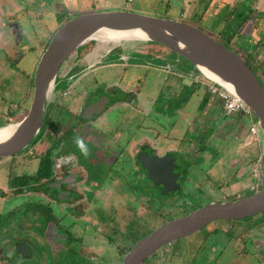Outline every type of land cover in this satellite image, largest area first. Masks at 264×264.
Listing matches in <instances>:
<instances>
[{
	"label": "rangeland",
	"instance_id": "obj_1",
	"mask_svg": "<svg viewBox=\"0 0 264 264\" xmlns=\"http://www.w3.org/2000/svg\"><path fill=\"white\" fill-rule=\"evenodd\" d=\"M194 1L0 0V125L17 121L21 118L19 116L17 117L18 119L14 120L13 116L5 115L1 111L3 110L2 106L4 104L9 106L7 103H11V100L17 103L23 101V107H25L24 113L27 112L33 89V80L31 78L34 75L36 63L41 54L40 48L43 51L54 31L68 17H71L67 16V12L75 15L90 11L126 9L187 22L199 19L198 25L205 32L213 37H216L215 34H219L225 39L226 37L219 31L221 28L220 23H222L221 19L229 0H207L206 4L209 6V14L205 12L201 16L198 9L195 16L187 19ZM241 1L247 2V0H239V2ZM254 1L251 0L250 5ZM180 7H183L181 9L182 12H180ZM223 7H225L224 10ZM256 11H260L256 13L258 19L261 18V21L256 26L254 34L247 32L248 37H244V34H246V28L244 27L245 20L239 32L232 33L233 43H230L228 39H225L224 42H226L229 48L237 51L253 69L261 73L263 72L262 84L264 85V66L262 67L260 64L255 63L259 62L257 58L260 57L257 52L259 50L264 51V1L259 3ZM236 20L239 21V18L236 17ZM253 24L254 22L249 23L250 26H253ZM238 25L239 22H237V25L234 22H230L232 30L235 26L239 28ZM223 33L229 34L225 30ZM217 39H221V37L218 36ZM260 41H262V44L257 49V44ZM151 43L145 40H121L118 42H103L98 40L94 48L87 52L79 61H90L93 58L99 60L101 58V51L107 47L116 49L115 53L108 59V62L113 61L111 58L117 59V61L104 64V66H100L75 80L81 90L92 86L94 88L93 94L98 92L103 93V91H108L106 89L111 88L109 94L114 97L113 102L117 101V104L108 108V111L104 113L101 111V121L106 126L100 124L99 131L100 139H104L105 143H99L98 146L102 148L93 151L94 154H97L96 156L103 157V160L107 159L104 162L105 168L107 167L106 164L112 158L114 159V157H119L118 159H120L116 163L117 166H115V168H119L125 158L123 156H126L124 155V151L128 149V152H132L131 148H134L132 144L136 143L137 139L141 136L146 137L144 143L158 148L161 152L165 149H174L179 152L178 154L175 151L170 153L171 156H175L177 162L179 161V190L175 193H168L167 197L169 198H164L165 196L161 194L160 204L162 206L156 211L151 209V203H148L150 196L141 190L144 187L149 191L153 188L151 189L148 183L144 184L142 180L131 181L128 185L125 182V178L128 177V172L126 171H124L123 176L114 174L112 171L109 172L105 178V188L99 189V192L97 190L93 191L95 196H102L99 198V203L97 202L98 205L102 208L110 207L107 212L108 216H116L119 230H125V227L131 230V225L128 226L127 224V218L131 215L129 214L131 213L129 209L127 207L125 209L127 200L129 201L127 203H131L133 208L136 209L135 213L139 215V217H136L138 220H135L137 221L136 225H139L141 228L147 223L149 225L147 228L151 230L161 224L163 219L167 218L166 215H176L174 217H177L183 215L182 212L186 211L184 213L186 214L190 210L210 201L237 199L257 190L259 186L257 184L260 181L261 171L257 175L253 170L256 160L254 156L256 146L252 140H255L254 136L256 135L249 132V121H247V131L249 135H254L252 140L243 137L244 133L240 134V131L238 133L236 129L232 128V126L237 125L234 117L236 114L225 115L221 108V99L217 95L210 94L204 85L198 83L201 87L194 85L189 88L188 85L185 86L183 83L178 82L179 86H167L168 84L166 83L170 80L174 81L177 75L183 77L185 72L190 73L195 68L187 59L178 56L176 53H172L164 47L160 49V55H154L152 48L158 47V45L154 44V42L153 44ZM122 46L124 50L121 49ZM81 47H86V44L75 48L66 61H74L72 53L77 52ZM120 51H122L121 54ZM153 57L164 60L157 62L154 61ZM133 63H139L140 65L136 66ZM164 63L170 65L166 66ZM163 65L167 69L170 66L171 70L169 72L165 71L166 69L162 68ZM77 66L78 64L75 65V70L80 67ZM184 81H186V78ZM28 82H30V90H28ZM64 82V80L57 82L55 87L62 88ZM83 83L86 85L84 89ZM139 85H141L143 90V103L146 104L147 108L145 109L147 111L145 113L140 112L137 115V113L132 112V105L129 103L131 94L125 91L121 92L120 90L131 89L134 91ZM54 93H58V89L54 90L53 95ZM203 96L207 98L206 101L201 100ZM69 101L70 97L59 98V103L64 109L58 114V120L63 124L71 126L74 114L69 113L65 106V103ZM174 116L176 118H173ZM9 118H11V121ZM253 118L255 119V116ZM243 121L246 122L244 119ZM171 123H174V125L171 126ZM112 128L114 131L120 133L124 129V132L120 135L112 136L114 133ZM133 129L134 131L137 129V134L134 135L133 142L127 144L126 142L129 141V137L132 135L131 130ZM63 132L65 131L60 133L57 131L52 132L50 135L56 137H50V140L46 136L45 131H43V135L40 133L41 138L26 151L25 155L27 157L18 155L12 159L14 164L18 165H15L16 171L19 173L31 171L30 164L34 165L37 163V159H32V156L41 157L46 155L47 153L44 149L47 147V142H52L53 149H56L58 144L62 143L63 145H60V149L63 146L65 148L69 147L73 155H76L75 158L79 157L80 162L83 163L87 160L88 154L80 156V150L74 143L72 138L75 135L74 130H70L69 134H64ZM139 134L140 136H138ZM234 134L238 135V137L234 138ZM88 136L91 139L94 138L93 135ZM37 137L39 135L35 138ZM84 143L88 150L92 148L88 143ZM200 145L203 146L200 147ZM180 153L184 156V159ZM127 158H125L124 163L130 166ZM179 158L182 159L179 160ZM24 163H27L29 167L25 168ZM0 168H3V166L0 165ZM13 170L10 171V174L14 173ZM97 173L100 174L101 171L96 169L94 175ZM129 179L132 180L133 177L129 176ZM131 186L134 189H131ZM112 188L118 189L119 193H110ZM26 196L11 197L9 203L6 205L10 204L12 207L13 204L20 201L22 203L21 207L25 208L26 203H29L26 201ZM85 197L83 194L80 196L78 211L85 213L82 214L84 218L95 222L96 219L92 216L95 214L90 215L87 213L91 202ZM126 197L127 200L125 199ZM154 197L157 199V195ZM40 199L46 201L45 198L41 197ZM156 202L158 201L156 200ZM32 203L29 205L30 209ZM155 206L158 207L157 205ZM34 209L32 208L28 214H32ZM113 209L114 213L112 215ZM39 211L40 217L36 221L38 225H35L37 235L40 236L38 239L41 241L39 242V250L35 252V256H38V259L32 258L28 260L27 256L19 264H59L58 262L62 258L61 264H72L70 261L75 260L77 264H119L122 260L124 254L122 256L119 255L118 259L117 256L112 255L121 252L119 251V247L107 246V243L104 244L103 241L99 243L94 242L93 244L90 242L88 245L84 244V241L88 243L89 239L92 238V231L88 227L90 226L89 224L80 222L78 225L72 223L73 225L70 226L71 218L69 215L68 220L55 221L56 225L45 226L44 223L49 220V215H45L47 212L45 205L41 204ZM125 216L127 217L125 218ZM256 218L258 219L255 221ZM0 220H2L1 216ZM27 220H23L22 227L25 228L24 231L28 230L29 234H31L30 227H32V222L30 219ZM260 222V218L255 215L235 220H213L193 233L181 237L172 243L160 246L154 254L148 256L140 264H264V257H261L263 256L261 255V249H264L262 245L264 242H261V239H264V221L259 225ZM52 226L53 228H51ZM144 226L136 234L135 231L132 232L131 236L128 235V232H125L123 236L125 238L118 239L117 244H123L124 247L130 245L131 247L134 242L150 231L144 230ZM76 227L78 228L77 236L84 237L80 243L84 245L77 246L78 255L82 254L86 256L87 260L90 259L91 261L78 258V256L74 255L76 247L68 251L66 249L68 248L67 246L76 244L73 239H69V233L74 234L75 231L73 229ZM109 228L114 234L112 224L109 225ZM97 229V232L101 229L106 231L105 225L101 224L98 225ZM41 237L45 238V240L41 239ZM135 237L137 239L134 240ZM258 240L260 243L256 244ZM200 243L202 245L201 249H199ZM29 251L30 253L32 251L31 245H29ZM102 251H106L107 253ZM103 256L104 259H100Z\"/></svg>",
	"mask_w": 264,
	"mask_h": 264
},
{
	"label": "water",
	"instance_id": "obj_2",
	"mask_svg": "<svg viewBox=\"0 0 264 264\" xmlns=\"http://www.w3.org/2000/svg\"><path fill=\"white\" fill-rule=\"evenodd\" d=\"M121 33L122 39L159 43L187 59L203 77L239 96L253 111L263 139V160L259 187L234 200L210 201L190 212L165 220L139 238L125 252L119 264H140L160 246L184 237L216 219H241L264 213V85L252 67L222 41L199 26L175 18H162L132 10L90 11L65 20L50 36L41 51L33 75V89L28 110L0 138V156L25 150L40 132L45 112L52 99L55 80L62 63L77 47ZM95 109L94 106L92 107ZM91 112L84 113L90 115ZM138 159L155 184L164 192L177 188L170 154L153 158L140 153Z\"/></svg>",
	"mask_w": 264,
	"mask_h": 264
},
{
	"label": "flooded vegetation",
	"instance_id": "obj_3",
	"mask_svg": "<svg viewBox=\"0 0 264 264\" xmlns=\"http://www.w3.org/2000/svg\"><path fill=\"white\" fill-rule=\"evenodd\" d=\"M263 1L264 0H257V2L255 1V5L262 3ZM66 14L67 16H73L71 15L72 13L70 12L69 13L67 12ZM261 44H262V41H260L257 44V49H259V46ZM93 48H94V45H86V47H83V48L81 47L77 52L72 53V55L74 56V61H70V62L66 61L71 55L70 54L68 58L62 63L56 75L55 86L57 82L63 81V80L65 81L64 85L62 88L60 87L56 88L54 86V90L58 89V93L56 94L54 93L56 97L55 99L52 98L53 100L51 99V101L49 102L50 106L48 105L46 109L47 113L45 112V114L48 117L52 118L53 122L58 123L60 125L61 127L60 132L65 131L66 134H69L70 130H74L75 135L72 136L73 140L75 137H79L84 142L88 143V145L92 146V148L88 150V155H87L88 159L82 163L79 161L78 156H77L78 157L77 159L75 158L76 155H73V152L70 150L69 147L65 148L63 146V148L60 149L59 148L60 145H63V144L59 143L57 148L53 149L52 142H47L48 143L47 147L46 149H44L46 150V153H47L46 155H43L41 157L32 156V159L34 160L37 159L36 164L34 165L30 164L32 170L27 171V172H22V173L17 172L15 169V165L16 166L18 165L14 164L12 159L18 155L27 157L25 155L26 151L30 147H32L37 142V140L41 138V136L37 138L36 140H34L32 143H30V145L22 153L19 152L13 155L0 156V165L3 166V168H0V216L2 217V220H0V264H19L20 262H23L24 258L26 259L27 256H28V260H31L32 258L38 259V256H35V252L39 250V246H40L39 242L41 241L38 239L40 236L37 235V230L35 229L36 228L35 225H38L36 224V221H38V218L40 217L39 206L41 204L43 206L45 205L46 207L47 212L45 213V215L47 214L49 215V220H47L46 223H44L45 226H48V225L54 226L56 225L55 221L60 222L65 219L68 220L69 218L68 216L70 215V218H71L70 226H72L73 224L78 225L80 222H82L83 224L86 223L90 225L88 227L90 228V231H92L91 233L92 238L89 239L88 243L84 241L85 245H88L90 242L93 244L94 242L99 243L103 241L104 244L107 243V246L110 245L114 247L118 243V234L116 231L117 229L119 230V226H118V222L116 221V216L113 215L112 218L106 217L104 219L102 218L100 219L97 216L96 212L93 210V208L95 209L96 206H100L98 205L99 198L102 197V196L99 197V195L95 196L93 191L97 190L99 192L101 188L104 189L106 175L109 172L111 171L114 172V171H117L118 169V168H115V166H117L115 163L116 157H114V159L112 158V160L108 164H106L107 167L105 168L104 162L107 161V159L105 158L103 160V157L96 156L97 154L93 153L94 150H98V148H102L101 146H98L99 143H102V142L105 143L104 139H100L99 126L100 124L101 125L104 124L101 121V117H100L101 111H103V113L108 111V108L115 106L117 104L116 103L117 101L113 102L114 97L109 94V90L111 88L106 89L108 91H103V93L98 92V93L93 94L94 88H92V86L88 87L85 90H81L80 86L77 84V81H75L78 78L85 76L88 72H91L100 66H104V64L117 61V59L115 60L114 58H111L113 59V61L108 62L109 61L108 59L112 56L113 53H115L116 49H114L113 47L112 48L107 47L106 49L102 50L100 54L101 58L99 60L93 58L90 61H85V62L79 61L81 58L84 57V55L87 52L91 51ZM161 48L162 47L160 46L152 48L154 50V55H160ZM121 49L124 50L123 46L121 47ZM165 49L167 48L165 47ZM121 53L122 51H120V54ZM257 53H258V56H260L259 63L257 64L258 65L260 64L263 67L264 63L262 62H264V51L259 50ZM128 59H131V58H128ZM125 60L127 61V59ZM119 61H122V60H119ZM77 64L80 67L77 66L78 68L75 70L76 68L75 65ZM133 64H135L136 66L140 65L139 63H133ZM153 64L155 65V63ZM131 65H132V62H131ZM164 65H170V64L165 63ZM154 68L157 69V67L155 66ZM254 71L258 79L261 81V83H263V75H262L263 72L261 73L255 69ZM84 86H86L85 83H83V89H84ZM119 87H120V84H119ZM137 87L138 88L134 91H132L131 89L129 90L121 89L120 91L121 92L125 91L131 94V97L129 98V103L132 105V112H135L138 115V113L140 112L145 113L147 111V109L145 108L147 107L143 103L144 96H143L142 87L141 85ZM62 97L64 98L70 97V101L65 103V106H66V110L69 113L74 114L73 115L74 120L71 126H68L67 124H63L58 120V114L60 113L61 110L64 109L63 106H61L59 103V98H62ZM93 106L95 109H98V110L97 111L93 110L92 109ZM88 112H91L90 115L88 114L84 115V113H88ZM45 116H44V119H45ZM235 116H237V118H240V119L242 118L239 114H236ZM44 124L45 122L43 121L42 127L44 126ZM103 126H106V125L104 124ZM137 129L136 131H134V129L131 130L132 135L129 137L130 138L129 141L126 142L127 144L129 143L131 144L133 142L134 135L137 134ZM41 130L39 133L42 134ZM113 132L114 133L112 134V136L114 135L117 136L123 133L124 129L121 131V133L118 131H114V130ZM45 134H47L46 131H45ZM87 134L93 135L94 138L92 139L89 138ZM138 136H140V134ZM52 137H56V136H52ZM145 139H146L145 136L139 137L137 139V142L132 144V146L134 147V148H131L132 152L131 151L128 152V149L124 151V155L126 156H123V158L128 157L127 160L130 162V166H128L125 163L122 164V166H125L128 168L131 167V169L136 172L137 176L141 178L144 184L148 183L147 178H149V176H148L146 168L142 165V163L138 159V155L140 153L142 154L146 153L148 154V156L150 157L152 156L153 158L156 159V158H161L163 156H166L167 154H170L172 152L171 150H164L163 152H161L159 151L158 148L152 147L148 143H144L146 141ZM79 154L80 156H82L81 152H79ZM60 157H66L67 159L61 162ZM173 158H174L175 166L173 167L172 170L177 173L174 179L175 182L177 183V188L164 192L161 184H156V188L160 189L164 193V194L162 193L165 196L164 198L167 197L168 193L170 192L175 193L176 191L179 190L178 179L180 176V172H179L180 166L178 165L179 163L176 161V158L174 156ZM119 160L120 159H117V162ZM24 167L26 168L29 166L27 163H24ZM7 169L9 170L7 171ZM96 169H99L101 173L100 174L97 173L96 175H94V171ZM11 170H13L14 172L13 174H10ZM24 175L30 176L32 180H30L29 182L22 183L21 180ZM181 178H182V173H181ZM148 185L150 186V184ZM112 189L110 190V193H115V194L119 193L118 189L117 190H115L114 188ZM82 194L85 195L86 196L85 198L91 202V206L89 210L87 211V213L90 215L95 214V215H92L96 219L95 222H92L91 219L84 218L82 214H85V213L82 211L80 212L78 211V203H79L78 200L80 199V196ZM24 195L25 196L27 195L26 201L29 202V203H26L25 208L21 207L22 203L20 201L19 203L13 204L12 207L10 206V204L6 205L7 203H9L11 197H15V196L23 197ZM41 197L45 198L46 201H43V199H40ZM126 200H127V197H126ZM30 201L31 203L33 202L31 205V209L35 208L32 214L31 213L28 214L31 211V209L29 208V205L31 204ZM127 202L129 201L127 200ZM128 204H131V203H127L125 205V209L126 207L130 209ZM113 213H114V209L112 210V214ZM173 217H170V218H173ZM27 219H30L32 222L31 224L32 227H30L31 232H32L31 234H29L28 230L24 231L25 228L22 227L23 220L26 221ZM165 220H168V219L165 218L163 219L162 222H164ZM99 224L105 225L106 231H103L101 229L97 232L98 230L97 228ZM110 224H112V230L114 231V234L109 228ZM145 224H146L145 225L146 227L149 226L147 223ZM53 226L51 228H53ZM73 231H75L76 234L69 233V239L70 240L73 239L76 244L74 245L71 244L67 246L68 248L66 249L68 251L76 247V249H74V255L78 256V258L87 260L86 256L82 254L78 255V252H77V246L84 245V244H80L83 241L84 237L77 236V232H78L77 227L74 228ZM98 236H100V238H98ZM41 239L45 240V238H42V237ZM261 242H264V239H261ZM258 243H260L259 240L256 242V244ZM29 245L32 246L31 253L29 251ZM262 245L264 246V243ZM261 250H262L261 255H263L261 257H264V249L262 248ZM102 252H106V251H102ZM112 255L117 256V259H118L117 253L112 254ZM62 259L58 262L59 264H61L60 262L62 261ZM100 259H103V258H100ZM144 260L141 263H143ZM87 261H91V260L88 259ZM70 262L77 264L76 260L70 261Z\"/></svg>",
	"mask_w": 264,
	"mask_h": 264
},
{
	"label": "crops",
	"instance_id": "obj_4",
	"mask_svg": "<svg viewBox=\"0 0 264 264\" xmlns=\"http://www.w3.org/2000/svg\"><path fill=\"white\" fill-rule=\"evenodd\" d=\"M204 1V2H203ZM256 2H257V0H255ZM255 1L254 2H252V5H250V2H251V0H247V2H245V1H241V2H239V0L237 1V0H229L228 2H227V7L225 8V7H223V10H224V8H225V10H224V15H223V18L221 19L222 20V23H220V25H221V28H220V31L219 32H221L226 38H228L229 39V41H230V43L232 42V40H233V38H232V33H235L236 31H238L239 32V30H240V27H242L243 26V22L245 21L246 23H244V27L246 28V34H244V37H248L247 36V32L248 33H250V34H254V32H255V28H256V26L260 23V21H261V18L260 19H258V16H257V13L256 12H260V11H256L257 10V7H258V5L259 4H257V5H255ZM207 0H195L194 1V5H191V8H190V13H189V15H188V18L187 19H189V18H192V16H195L196 15V13H197V11H198V9H199V13L201 14V16L206 12V14H209V6H207ZM183 7H180L179 9H180V12H182V9ZM263 16H264V14H263ZM236 17H238L239 18V21H237L236 20ZM200 20L199 19H193L192 21H189V22H191V23H193V24H195V25H197V26H199L198 25V22H199ZM241 21H242V24H241ZM230 22H234V24L235 25H237V22H239V28H237V26H235V27H233V30L231 29L232 27L230 26ZM251 22H254V24H253V26H250L249 25V23H251ZM219 23V22H218ZM241 25V26H240ZM235 29V30H234ZM226 31V32H229V34H225V33H223V31ZM216 35V34H215ZM225 40V39H224ZM233 43V42H232ZM42 49L40 48V51H41ZM237 52V51H236ZM257 59H260L259 57L257 58ZM256 64L257 63H259V62H255ZM263 63V62H262ZM261 63V64H262ZM166 66H168V65H166ZM166 66H162V68H165L166 70L165 71H170L171 70V67L169 66L168 68L169 69H167V67ZM254 70V69H253ZM261 70V69H260ZM180 71V70H179ZM258 71V70H257ZM255 72V71H254ZM194 74H195V70L194 71H192V72H190V73H186L185 72V74L183 75V77L182 76H178L177 75V78L176 79H174V81H169L168 83H166V84H168L167 86H175V85H178L177 83L178 82H181V83H183L185 86H189V88L190 87H192V86H199V84L195 81V79H194ZM186 78V81H184L185 80V78ZM32 80H33V75H32V78H31ZM178 79V80H177ZM31 80V81H32ZM28 84H29V86H28V90H30V82H28ZM163 84L164 85H166L165 84V82H163ZM179 86V85H178ZM31 87H32V83H31ZM199 87H201V86H199ZM179 89V88H178ZM205 89H206V87H205ZM192 90V89H191ZM190 90V91H191ZM178 91V90H177ZM189 91V92H190ZM194 92V91H193ZM192 92V93H193ZM206 92V91H205ZM31 93H32V91H31ZM29 95H30V93H29ZM24 100V99H23ZM201 100H204V101H206L207 100V98L206 97H202L201 98ZM10 101V100H9ZM13 100H11L10 102L11 103H7V104H9V106L7 105L6 106V104H4L2 107V109L3 110H1L5 115H10L11 117L13 116V119L15 120V119H18L17 117H19V116H21L22 117V114L24 113V109H25V107H23V101H21L20 103H17V102H12ZM146 105V104H145ZM221 108H222V102H221ZM14 109V110H13ZM221 110V109H220ZM223 110V109H222ZM7 112V113H6ZM241 116V115H240ZM235 117V121H236V124L237 125H234V126H232V128L233 129H236V131H238V133H240V134H243L242 136L243 137H247L249 140H252V137L254 136V135H249L248 134V131H247V124H248V122H247V120H245L242 116V118L240 119V118H237V116H234ZM8 118V117H7ZM173 118H176L175 116L173 117ZM243 119L246 121V122H244L243 121ZM233 121H234V118H233ZM172 125H174V123L172 124L171 123V126ZM245 130H246V132H245ZM240 131V132H239ZM237 133V134H238ZM236 137H238V135H236V134H234V138H236ZM255 137V140L253 141L252 140V142L253 143H255V148H256V152H255V157H256V160H255V163H257V161H261L262 162V160H263V139H262V134H261V132H259L258 133V135H256V136H254ZM244 139V138H243ZM250 144V143H249ZM248 144V145H249ZM166 150V149H165ZM167 150H171V151H175L174 149H167ZM175 152H177V154L179 153L178 151H175ZM181 154V153H180ZM249 155V154H248ZM181 156H182V158L184 157L182 154H181ZM175 157V156H174ZM177 157V156H176ZM182 158H179V160L180 159H182ZM184 159V158H183ZM179 162V161H178ZM179 165V164H178Z\"/></svg>",
	"mask_w": 264,
	"mask_h": 264
},
{
	"label": "trees",
	"instance_id": "obj_5",
	"mask_svg": "<svg viewBox=\"0 0 264 264\" xmlns=\"http://www.w3.org/2000/svg\"><path fill=\"white\" fill-rule=\"evenodd\" d=\"M60 14V13H59ZM69 18V17H68ZM67 18V19H68ZM66 19V20H67ZM227 37V36H226ZM225 39H228V38H225ZM222 40V39H221ZM229 40V39H228ZM97 41L98 40H90L89 42H87V43H85L86 45H95L96 43H97ZM151 42V41H150ZM222 42L226 45V46H228L227 44H226V42H224L223 40H222ZM151 44H153V42L151 43ZM154 44H156V45H158V46H160V47H164L165 48V46H163V45H161V44H159V43H156V42H154ZM229 47V46H228ZM233 50V49H232ZM172 53H175L174 51H171ZM177 54V53H176ZM178 55V54H177ZM178 56H180V55H178ZM182 57V56H181ZM153 59H155L154 61H157V62H160V61H163L164 59H162V58H158V57H153ZM154 63V62H153ZM165 64V63H164ZM58 78V77H57ZM55 97H56V95L54 94L53 95V97L52 98H54L55 99ZM53 100V99H52ZM49 106H50V104H48ZM47 113V112H46ZM46 115V114H45ZM44 122H45V124H46V126H47V128H46V126H45V124H44V126L42 127V130H41V132H42V135H43V131H46L47 132V134H46V136L50 139V137H52L50 134L52 133V132H54V131H57V132H60L61 130V127H60V125L58 124V123H55V122H53L52 121V118H50V117H48L47 115L45 116V119H44ZM54 124V125H53ZM64 134H66L65 132H64ZM39 135V137L41 136V134L40 133H38L37 134V136ZM39 137H37V138H39ZM47 137H46V139H47ZM37 138H34V140H36ZM33 140V141H34ZM48 140V139H47ZM32 141V142H33ZM31 142V143H32ZM201 146H203V145H200V147ZM118 159V158H117ZM117 159L115 158V163H117ZM122 164H124V161H123V163ZM122 169V170H121ZM115 170V169H114ZM124 171H126V172H128V177H126L125 178V182L129 185L130 184V182L131 181H141V178L139 177V176H137V174H136V172L134 171V170H132L131 169V167H125V166H120L118 169H117V171H114L113 173H115V174H119V176L121 175V176H123L124 174ZM129 176H132L133 177V179L132 180H130L129 179ZM148 180V184H150V188L152 189V190H146V188H142L141 190H143L142 192H144L145 194H147V195H149L150 196V198H149V200H148V203L150 202L151 203V209H153L154 211H156V210H158L159 209V207L160 206H162L160 203V196H162L164 193L160 190V189H158V188H156V184L153 182V181H151L149 178H147ZM30 180H32L31 179V177L30 176H27V175H24L23 177H22V183H25V182H29ZM259 187V186H258ZM131 189H134L132 186H131ZM143 193V194H144ZM163 193V194H162ZM162 194V195H161ZM155 195H157V199L154 197ZM164 196V195H163ZM123 197V196H122ZM126 199V198H125ZM156 200L158 201V202H156ZM149 203V204H150ZM127 204V203H126ZM155 205H157L158 207H156ZM128 206L130 207V209H129V211L130 212H132L131 213V215L127 218V221H128V226H130L131 225V230H129L127 227H125V230H118L117 229V234H118V239H121V238H125V237H123L124 235H125V232L127 233L128 232V235H130L131 236V233L132 232H134L135 231V234L137 233V232H139L140 231V229H142V227L144 226H142L141 228H140V226L139 225H136L137 224V221H135V220H138V218H136V217H139V215H137L136 213H135V211H136V209H134L133 208V205L132 204H128ZM110 208V207H109ZM109 208H102L101 206H96L95 207V209L93 208V210L96 212V214H97V216L101 219H104V218H106V217H111L112 218V216H108V214H107V212L106 211H108V209ZM112 209V208H111ZM191 211V210H190ZM186 212V211H185ZM185 212H182V214H184ZM130 214V213H129ZM260 214H261V216H260ZM260 214H257V215H255V216H258L259 218H260V223H259V225L261 224V223H263L262 221H264V214L263 213H260ZM113 215V214H112ZM167 216V218H170V217H172L173 215H166ZM127 216H125V218H126ZM250 217V216H249ZM251 217H253V216H251ZM246 218V217H245ZM258 218H256L255 219V221L257 220ZM228 220H235V219H228ZM134 224V225H133ZM136 225V227H134ZM251 228V227H250ZM144 230H147V231H149L150 229H148L146 226H144ZM135 239H137V237H135L134 238V240ZM179 239V238H178ZM178 239H175V240H173L172 242H174V241H176V240H178ZM127 240V239H126ZM133 240V241H134ZM120 241V240H119ZM172 242H170V243H172ZM133 245V244H132ZM131 245V246H132ZM175 245H176V243H175ZM120 248V250L119 251H121V252H118L117 253V255H118V257H119V255H123V254H125V252H126V250L127 249H129L130 248V245L128 246V247H124L123 246V244H116L115 245V247L114 248ZM201 247H202V245H201V243H200V245H199V249H201ZM175 250V249H174ZM103 259H104V257H103ZM72 264H75V263H72Z\"/></svg>",
	"mask_w": 264,
	"mask_h": 264
},
{
	"label": "built area",
	"instance_id": "obj_6",
	"mask_svg": "<svg viewBox=\"0 0 264 264\" xmlns=\"http://www.w3.org/2000/svg\"><path fill=\"white\" fill-rule=\"evenodd\" d=\"M194 79L197 83L204 85L210 94L217 95L221 99L222 109L225 115L240 114L245 120L249 121V132L258 135L261 130L256 116L253 114L251 108L239 96L229 92L219 84L208 80L200 74L195 73ZM253 116H255V119ZM9 120L11 121V118H9ZM253 170L259 175L262 170V162L257 161ZM258 185L259 184H257V186Z\"/></svg>",
	"mask_w": 264,
	"mask_h": 264
},
{
	"label": "bare ground",
	"instance_id": "obj_7",
	"mask_svg": "<svg viewBox=\"0 0 264 264\" xmlns=\"http://www.w3.org/2000/svg\"><path fill=\"white\" fill-rule=\"evenodd\" d=\"M111 34V36L112 37H110V38H101V39H98V40H100V41H105V42H118V41H121V40H127V39H122V34L121 33H118V32H112V33H110ZM13 124H9V125H7V126H5V127H1L0 128V138L1 137H3V136H5V135H7L9 132H10V130L13 128Z\"/></svg>",
	"mask_w": 264,
	"mask_h": 264
},
{
	"label": "clouds",
	"instance_id": "obj_8",
	"mask_svg": "<svg viewBox=\"0 0 264 264\" xmlns=\"http://www.w3.org/2000/svg\"><path fill=\"white\" fill-rule=\"evenodd\" d=\"M189 22V21H188ZM201 28V27H200ZM210 35V34H209ZM218 36L219 37H221V39L224 41V39L222 38V36L221 35H219V34H216V37H214V38H218ZM221 39H218L219 41H222ZM42 51V50H41ZM235 51V50H234ZM238 53V52H237ZM239 54V53H238ZM240 55V54H239ZM241 56V55H240ZM242 57V56H241ZM251 66V65H250ZM252 67V66H251ZM253 69V68H252ZM254 71V70H253ZM195 73H197V74H199L196 70H195ZM54 92V91H53ZM74 143H75V145H76V147L80 150V152H81V154L82 155H87L88 154V148H87V146H86V144L84 143V141L81 139V138H79V137H75L74 138ZM65 159H67L66 157H60V160H61V162H63Z\"/></svg>",
	"mask_w": 264,
	"mask_h": 264
}]
</instances>
